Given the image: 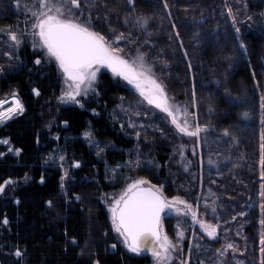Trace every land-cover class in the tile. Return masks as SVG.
Instances as JSON below:
<instances>
[{
	"label": "trees",
	"instance_id": "1",
	"mask_svg": "<svg viewBox=\"0 0 264 264\" xmlns=\"http://www.w3.org/2000/svg\"><path fill=\"white\" fill-rule=\"evenodd\" d=\"M79 5L66 3L63 10L68 19L98 29L129 61L142 54L153 63L175 100H195L199 125H206V120L217 136L209 147L216 153L212 160H218V169L224 170L204 179L222 198L208 200L216 209L214 217L244 213L254 197L259 203L264 192V166L260 163L264 0H133L131 4L127 0H79ZM130 5L142 15L153 14L161 30L146 32L126 25L123 13ZM44 10L40 0H0V101L15 96L24 109L0 123V184L13 181L0 193V263L158 264L151 250L130 252L119 239L107 194L115 195L114 179L118 184L127 182L118 168L128 166L131 177L163 186L167 198L177 196L195 204L199 188L194 173L198 175V169H187L180 159L181 145L188 139L178 137L158 117L153 123L161 131L148 130L149 142L143 145L146 162L142 159L136 164L134 149L139 142L112 118L120 97L132 101L130 90L107 70L97 75L95 93L81 98L82 108L62 105L57 66L31 40L36 22L32 13ZM75 11L83 17L75 18ZM11 33L18 36L17 41L10 38ZM86 131L103 146L98 155L81 138ZM223 138L229 149L227 159L221 157L222 146H218ZM60 150L64 160L53 162L55 157L52 161L49 156ZM177 220L162 216L160 221L173 240ZM252 224L258 226L257 216ZM252 228L245 224L244 233L250 235ZM184 229L186 252L189 224ZM17 250L22 253L19 257ZM176 250L171 251L169 264L176 263L175 255L180 258Z\"/></svg>",
	"mask_w": 264,
	"mask_h": 264
},
{
	"label": "rangeland",
	"instance_id": "2",
	"mask_svg": "<svg viewBox=\"0 0 264 264\" xmlns=\"http://www.w3.org/2000/svg\"><path fill=\"white\" fill-rule=\"evenodd\" d=\"M131 5L129 8L127 7L125 12L123 13L124 17H128L130 20H134L138 16H142L146 19H148V27L147 29H142L146 32H159L161 30L158 22L156 21V18L153 16V14H146L142 15L141 12H136L131 10ZM75 18L78 17V19L83 17V14H81L78 11L74 12ZM135 16V17H134ZM125 19V18H124ZM128 25L134 27L131 23ZM134 28H140L139 26H135ZM96 32H99L97 30H93ZM34 28L32 31L31 40L34 42V45L36 47L41 48V50L48 56L46 50L41 46L39 42L38 36L33 35ZM100 33V32H99ZM101 34V33H100ZM103 35V34H101ZM104 36V35H103ZM16 37H18L16 35ZM107 37L105 36V39ZM109 45H111L114 48H117L114 44L106 40ZM118 55H121L120 52ZM142 55L140 53H137L136 59L134 60H128L129 63H133L134 61L139 63L138 57ZM49 57V56H48ZM50 58V57H49ZM55 65L57 66V69L59 71L60 76V98L68 91H70L69 88V82L65 79L63 73L59 69L58 64L55 62L54 59L50 58ZM144 63L147 65V67L151 68V76L153 79H155L158 83H160L163 88L164 92L167 97V101L169 105H172L175 110V115L177 119L183 123L185 119L189 121V123L192 125L193 129L196 125H199V112L196 109L195 100L191 99L189 100H175L173 97L169 95V91L166 88V84L162 76L154 70L153 63L148 61L147 58H144ZM109 69L107 67H101L99 71L97 72V75L103 71ZM96 75V77H97ZM124 85L130 90L132 101H126V99L119 98V105L112 111L113 115L112 118L119 124V127L126 131L129 135L133 136L137 141L139 142V146L134 149L135 151V162L138 164L140 160L143 158L146 160L147 158V152H145V146L146 142H149L147 140L146 134L148 130L154 129L158 132L161 131V129L153 123L158 117H162L175 131V133L178 135V137L183 138L186 137L188 139L187 143H183L181 145L182 147V153H181V163L187 168V169H198V175L194 173L195 181L198 183L199 188V198L196 200L195 204H192V202L187 203L191 204L193 210L196 211L197 217L194 220L192 217L191 212H188L185 205L175 203L173 204L174 198H167L162 192H163V186H155L156 189H159L160 193L162 194L163 198H165L169 204H172L173 206L170 208H166L163 212L162 216H168V217H174L177 218V233H176V240L170 239L168 240L173 244L176 245L177 249L176 251L180 255V258L176 257V263L175 264H182V262H185V264H262V260L264 259V254L261 253V247L260 239L261 236L264 235V225L260 223L261 220H264V210H262V196L259 195V203L257 201V198H252L248 202V207L246 208V211L238 212L236 215L225 218V215L222 213L219 215L218 218L214 217V214L212 212L213 205L208 200L211 199V196L217 197L221 201V196L218 195L217 192H214L209 185L208 182H205L204 179L207 176H213L215 174L218 175L220 172H224L221 168L218 169V164L216 159L212 160V156H215L216 153H214L209 147L214 142L213 139H216L217 136L214 135L212 131H210L209 127H207L206 120L204 123L206 125H199L201 128L205 129L202 131L198 137H189L182 133H180L175 124L172 122V117L168 116L166 112H163L161 109H158L155 107L154 104H149L148 100L141 95L140 91L135 87L134 84H129L126 80L122 79ZM95 83L96 79L93 83L92 89L88 91V93L82 94L81 96L77 97V100L79 103L72 102V101H62V105H77L82 108L81 104V97L88 96L89 94L93 93L95 91ZM14 97V96H12ZM11 98V97H9ZM8 98V99H9ZM7 100V99H6ZM130 105V106H129ZM9 118H5L4 120H7ZM3 120V121H4ZM3 121H0L3 122ZM156 126V128H155ZM81 138L85 140L86 142L90 143L93 147H95L96 154L98 155L100 151L103 149V146L98 145L96 142L93 141L92 134L90 131H86L83 134H81ZM141 141H144L143 143ZM153 139L150 140L152 142ZM155 141V139H154ZM226 139L223 138L222 142L218 143V146H222V156L223 159H227L224 156H228L227 151V145L223 142H225ZM207 147L206 149L204 148ZM143 153V154H142ZM221 153V152H220ZM49 157L52 158L53 162H62L64 160L63 153L60 150V153H51ZM132 154H134L132 152ZM215 154V155H214ZM138 155H140L141 159H138ZM63 157V159H61ZM143 159V164L146 162ZM63 164V163H62ZM131 167L125 166L122 168H118L120 171L121 176H123L122 180L125 179V183L121 182L120 184L116 183V179H114L113 185L116 187L115 195L112 193L107 194L109 198L112 199V202L110 205H107V207L111 208L113 202L116 199H119L120 196L125 192L128 185L135 182L136 180H144L141 177H131L128 173H130L128 170H130ZM62 171L64 173V177L66 178V168L64 165H62ZM115 171L113 170V178H115ZM262 176V175H261ZM146 181V180H144ZM147 184L150 185V183L147 182ZM180 200H183L179 198ZM184 201V200H183ZM179 209V211L177 210ZM219 209L222 211L223 209L220 206L219 203ZM110 210V209H109ZM224 211V210H223ZM110 214L112 215L111 211ZM258 219V226L254 227L252 224V220L254 218ZM200 221H204L208 224H212L216 227V236L214 238H210L207 236V234L201 229L200 227ZM250 221V222H249ZM189 224L190 226V236L187 243V250L184 252V244H185V237L187 230L184 229L185 225ZM245 224L252 225L253 228L251 229L250 235L248 233H244V226ZM180 233H183V237H180ZM119 239L123 242V237H121L117 233ZM164 236H167L164 232L163 227H161V238ZM124 243V242H123ZM231 243L233 245L232 249L227 248V245ZM155 249H160L159 242H156L154 247ZM152 248V249H153ZM152 249L151 253H152ZM171 253V251H170ZM169 253V255H170ZM173 253V251H172ZM165 263H170L171 258L169 257L168 260L164 261ZM168 263V264H169ZM160 264H164L160 262Z\"/></svg>",
	"mask_w": 264,
	"mask_h": 264
},
{
	"label": "snow or ice",
	"instance_id": "3",
	"mask_svg": "<svg viewBox=\"0 0 264 264\" xmlns=\"http://www.w3.org/2000/svg\"><path fill=\"white\" fill-rule=\"evenodd\" d=\"M68 2L77 8L80 6L79 0H57L56 3H46L45 0H40V8L46 10L32 13L36 17V22L33 25V35L38 36L41 46L46 50L48 56L55 60L65 79L69 82L70 91L61 97L62 101L79 103L77 97L82 94L86 95L92 89L99 69L107 67L111 69L115 76L123 77L129 84H134L149 104H154L156 108L172 117V122L180 133L189 137H198L205 130L199 125H196L193 129L187 119L183 123L177 119L174 107L169 105L167 101L163 86L152 78L151 68L144 63L143 55L137 58L138 65L135 61L129 63L123 56L118 55L119 48H114L107 43L105 36L90 30L86 25L68 19L63 10ZM127 2L131 4L133 0H127ZM165 7H167V3H165ZM229 12H231V9H229ZM129 23L134 27L139 26L145 30L148 27V19L142 16H138L134 20L125 17V24ZM236 31L239 32V28ZM10 38L17 41L14 33L10 34ZM185 55L187 54L185 53ZM35 62L39 64L41 61L37 59ZM33 91L37 96L40 94L36 89ZM4 103L5 101H0V107ZM13 103L15 107L8 108L7 112L0 111V121H3L6 117L11 118L13 114L23 112V105L18 99H14ZM245 116H247V113H245ZM228 134V131L225 130L224 135L227 136ZM2 143H8V141H2ZM261 149L260 163L264 166V144L261 145ZM9 151H12V149L10 148ZM19 152L20 150L16 149L17 155ZM75 166L79 167V164ZM61 179L63 180V177ZM41 182H43V178ZM11 183L13 181L7 180L0 184V193H3L5 187ZM144 184H147V181L136 180L129 184L120 198L113 202L110 208L112 224L115 232L123 237V242L130 252L140 253L150 239L159 242L160 249L153 248L152 254L160 264V262L169 259L170 251L176 250V245H173L167 236L161 238L158 231L161 214L166 208L173 205L163 198L159 189H156L155 186L151 188L141 187ZM261 196H264V192H261ZM175 203L185 205L187 211L191 212L193 219H196L197 213L193 210L191 204L180 200L179 197L174 198L173 204ZM261 208L264 210V204L261 205ZM177 210L179 211V209ZM215 211L216 209L212 208V212L215 213ZM3 223L7 224L8 220L5 218ZM199 223L208 237L214 238L216 236L215 226L204 221ZM260 223L264 225V220H261ZM179 235L181 238L183 237V233ZM260 244L262 245L261 253L264 254V235L261 236ZM112 247L114 248L115 245ZM227 248L232 249L233 245L229 243ZM15 255L19 257L22 253L17 250ZM182 264H185V262H182Z\"/></svg>",
	"mask_w": 264,
	"mask_h": 264
},
{
	"label": "water",
	"instance_id": "4",
	"mask_svg": "<svg viewBox=\"0 0 264 264\" xmlns=\"http://www.w3.org/2000/svg\"><path fill=\"white\" fill-rule=\"evenodd\" d=\"M109 70H111L110 68H109ZM141 187H143V188H151V186H148V185H141ZM163 214V213H162ZM162 214H161V216H162ZM160 221H161V217H160ZM158 231H159V233H160V236H161V227H160V222H159V225H158ZM157 241H155V240H148L147 242H146V244H145V246H144V248H143V251H147V250H149V249H152L153 247H154V245H155V243H156ZM1 264V263H0Z\"/></svg>",
	"mask_w": 264,
	"mask_h": 264
},
{
	"label": "bare ground",
	"instance_id": "5",
	"mask_svg": "<svg viewBox=\"0 0 264 264\" xmlns=\"http://www.w3.org/2000/svg\"><path fill=\"white\" fill-rule=\"evenodd\" d=\"M17 99L16 97H11L5 101L2 107H0V111L7 112V109L10 107H15L13 101Z\"/></svg>",
	"mask_w": 264,
	"mask_h": 264
},
{
	"label": "flooded vegetation",
	"instance_id": "6",
	"mask_svg": "<svg viewBox=\"0 0 264 264\" xmlns=\"http://www.w3.org/2000/svg\"><path fill=\"white\" fill-rule=\"evenodd\" d=\"M95 92H93V93H91V94H94ZM91 94H89V95H91ZM84 97H86V96H84ZM82 98V97H81ZM81 100V99H80ZM77 106V105H76Z\"/></svg>",
	"mask_w": 264,
	"mask_h": 264
}]
</instances>
